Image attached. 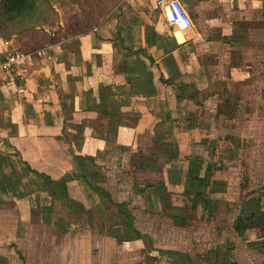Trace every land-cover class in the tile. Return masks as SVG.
<instances>
[{
    "label": "crops",
    "instance_id": "1",
    "mask_svg": "<svg viewBox=\"0 0 264 264\" xmlns=\"http://www.w3.org/2000/svg\"><path fill=\"white\" fill-rule=\"evenodd\" d=\"M179 1L192 20L181 42L157 0H107L91 14L71 16L56 5L47 27L0 37L1 56L15 49L40 52L18 71L21 79L0 78V264H37L27 255V228L38 217L50 228L61 225L67 240L89 235L90 217L85 223L81 216H90L104 192L133 215L151 217L178 208L169 194L186 198L200 214L220 203L219 192L209 188L222 166L202 153L209 145L206 130L191 113L171 109L174 95L168 93L205 89L210 79L204 52L254 47L257 19L264 35V0ZM229 66L234 70L237 63L232 59ZM164 103L169 106L162 110ZM138 175L151 178L122 183ZM44 192L54 197L42 207L36 199ZM61 200L68 201L62 214L55 208ZM196 219L200 227L211 222ZM133 226L140 235L112 240L117 247L104 252L106 258L115 254L117 264H126L120 249L140 242L151 244L149 254L159 264L157 222L152 231L137 218ZM95 252L89 248L91 256Z\"/></svg>",
    "mask_w": 264,
    "mask_h": 264
},
{
    "label": "rangeland",
    "instance_id": "2",
    "mask_svg": "<svg viewBox=\"0 0 264 264\" xmlns=\"http://www.w3.org/2000/svg\"><path fill=\"white\" fill-rule=\"evenodd\" d=\"M30 1L32 6L28 10L26 2V6L18 13L16 10L0 11V37H10L35 25L47 27V23L55 19L56 5L64 7L65 13L71 16L75 12L91 14L99 3L103 6L109 3L107 0ZM94 14L87 15L86 20H92ZM260 23L261 20L257 19L255 45L249 50L204 52V63L208 62L210 79L204 90L168 93L174 95L173 101L169 100L171 109L191 113L192 120L206 130V143L209 145L205 146L202 153L213 154L210 158L215 160L214 164L222 166L219 179L213 180L209 188L219 192L220 203L208 204L207 211L200 214L186 198L180 199L182 197L169 194L168 202L175 204L177 209L166 210L160 216L153 217L143 211L133 215L128 209L131 214L129 217L124 208L115 205L117 201L110 195H102L99 207L94 208L90 216H81L83 220L90 217V226L87 231L89 235L85 234L80 239L75 237L68 241L61 225L57 232V228H50L36 217L27 228V255L37 260V264H117L115 254H108V258L111 256L109 261L104 252L116 249L112 240L121 241L133 235L129 223L133 224L137 218L147 231H152L151 226L156 222L159 226L156 234L160 240L155 245V253L160 256L159 264H264V35ZM169 27L174 28L171 24ZM232 59L237 63L234 70L229 66ZM212 71L215 75L210 73ZM166 106L165 103L161 104L162 110ZM192 149L197 153L201 151L200 148L196 151L194 146ZM137 158L139 161L144 160L143 156ZM153 166L158 170L157 163ZM147 177L151 178V175ZM146 178L140 175L135 179L124 177L122 183H144ZM102 180L101 185H104L106 181ZM53 197V193L44 192L40 199H33L37 198L36 203L43 207L45 203L53 202ZM55 204L56 211L62 214L67 209L68 201H55ZM118 210L121 212L118 213ZM251 214L259 218L254 219L251 226L237 230V219H241L240 225L246 226L250 224L248 218ZM196 218L211 222L200 227L195 223L198 221ZM73 219L76 222L77 216L74 215ZM199 228L202 232L200 239L196 237L194 240ZM1 229L4 231L5 228ZM20 234L21 230L16 231L17 237ZM74 234L68 235L72 237ZM92 241L95 242L93 245ZM141 246L140 242L124 243L120 249L126 253L123 261L126 264H155L149 254L153 249L151 244L144 243V247ZM89 248L97 253L91 256ZM182 254L187 256L184 258Z\"/></svg>",
    "mask_w": 264,
    "mask_h": 264
},
{
    "label": "built area",
    "instance_id": "3",
    "mask_svg": "<svg viewBox=\"0 0 264 264\" xmlns=\"http://www.w3.org/2000/svg\"><path fill=\"white\" fill-rule=\"evenodd\" d=\"M157 4L163 8L167 22L175 29L183 32L191 26V17L179 0H157ZM36 54L40 52L22 49L4 52L2 56L0 55V78L8 83L21 79L22 74L18 71L31 62Z\"/></svg>",
    "mask_w": 264,
    "mask_h": 264
},
{
    "label": "trees",
    "instance_id": "4",
    "mask_svg": "<svg viewBox=\"0 0 264 264\" xmlns=\"http://www.w3.org/2000/svg\"><path fill=\"white\" fill-rule=\"evenodd\" d=\"M26 2H27V10H28L32 6V1H30V0H0V11L3 10L5 12H10L11 10H16L18 13L23 9V7L26 6ZM103 195L108 196V193L104 192ZM114 203L116 206L124 208L130 217L131 214H130L125 202H114ZM117 212L120 213L121 211L118 210ZM257 218H259V217L255 216L254 214H251L250 218H248L250 220V224H248L246 226L240 225L241 219H237V221L235 223V228L237 230H240L241 228H246L247 226H251L252 221L254 219H257ZM129 228L132 231V233L133 232L135 233V235H138V236L140 235V233L135 230L132 223H129ZM127 239H130V237Z\"/></svg>",
    "mask_w": 264,
    "mask_h": 264
},
{
    "label": "water",
    "instance_id": "5",
    "mask_svg": "<svg viewBox=\"0 0 264 264\" xmlns=\"http://www.w3.org/2000/svg\"><path fill=\"white\" fill-rule=\"evenodd\" d=\"M174 35L180 42L183 41V35H182L180 30L175 29L174 30Z\"/></svg>",
    "mask_w": 264,
    "mask_h": 264
}]
</instances>
